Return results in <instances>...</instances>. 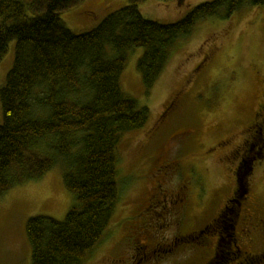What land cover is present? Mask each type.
Segmentation results:
<instances>
[{
	"label": "rangeland",
	"instance_id": "374dc122",
	"mask_svg": "<svg viewBox=\"0 0 264 264\" xmlns=\"http://www.w3.org/2000/svg\"><path fill=\"white\" fill-rule=\"evenodd\" d=\"M206 1L145 0L137 7L145 19L167 24ZM127 4L83 0L60 18L82 33ZM142 53L141 47L128 51L120 87L148 109V119L118 144L116 171L123 190L102 241L82 264H207L215 234L190 233L216 218L235 186L243 197L240 216L252 225L259 218L264 223V136L251 154L240 155L246 140L252 141L255 122H262L264 135V117L257 116L264 111V6L243 5L227 19L199 20L173 45L147 92L137 70ZM13 61L11 41L0 61V89ZM74 203L58 164L1 194L0 264H30L27 220L43 215L61 221ZM256 227L245 239L237 236L238 245L263 254L259 264H264V227Z\"/></svg>",
	"mask_w": 264,
	"mask_h": 264
},
{
	"label": "trees",
	"instance_id": "16d2710c",
	"mask_svg": "<svg viewBox=\"0 0 264 264\" xmlns=\"http://www.w3.org/2000/svg\"><path fill=\"white\" fill-rule=\"evenodd\" d=\"M81 1L0 0V61L14 41L0 89V195L58 164L75 196L63 220H27L30 264H82L103 239L123 190L118 144L148 119V109L120 87L128 51L143 48L137 70L147 92L173 45L199 20L264 6V0H210L163 24L140 14L137 5L145 0H127L94 28L74 33L60 14Z\"/></svg>",
	"mask_w": 264,
	"mask_h": 264
},
{
	"label": "flooded vegetation",
	"instance_id": "af4514ba",
	"mask_svg": "<svg viewBox=\"0 0 264 264\" xmlns=\"http://www.w3.org/2000/svg\"><path fill=\"white\" fill-rule=\"evenodd\" d=\"M261 112V115L257 114L258 118L262 116L264 117V111ZM261 123V121H259V123L255 122L254 126L250 129L251 134L248 136V138L252 141L248 143L246 140L244 146L241 147V150L243 151L240 155L243 157L248 156L249 153L251 154L252 149L255 146H259V140L263 139L262 137L264 135L261 132ZM241 162L242 161L237 162V166L235 168V179L236 176H238L237 171H239V168L242 165ZM235 185H238L237 182H235ZM237 191L238 186H235L232 197L227 200L223 210L216 216L215 219L204 225L202 229L190 233L193 236L201 235L204 232L215 234L214 251L207 264H225L227 261L237 258H241L239 260V264H256L259 259L263 258V254L250 253L247 248L238 245V237L240 239H245L244 236L249 237L248 234L251 233V230L256 229V226L263 228L264 223L263 220L259 218L257 222H254L252 225L250 224L249 220H246V218L240 216V205L242 204L243 197H241V194H238ZM158 194H160V196H165L162 190H160ZM179 201H185V198L181 197L179 198ZM227 209H230V212H226ZM227 225L228 227H226ZM238 226L241 227L239 232L236 231ZM250 238L253 240L252 237ZM137 246L142 249L144 248V245L142 244ZM134 248L138 249L136 246H134ZM129 264H131V262Z\"/></svg>",
	"mask_w": 264,
	"mask_h": 264
}]
</instances>
